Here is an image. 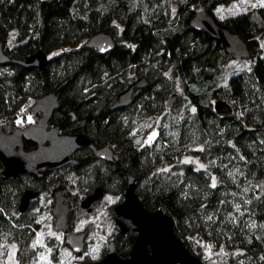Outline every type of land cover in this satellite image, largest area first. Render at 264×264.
<instances>
[{"label":"trees","instance_id":"1","mask_svg":"<svg viewBox=\"0 0 264 264\" xmlns=\"http://www.w3.org/2000/svg\"><path fill=\"white\" fill-rule=\"evenodd\" d=\"M233 1L184 0L175 18L162 25L168 0H0L4 52L24 61L42 51L49 60L44 70L0 64L4 129L14 127L27 96L37 100L54 92L60 109L51 119L53 126L62 133H86L97 148L110 146L119 156L117 163H110L82 150L75 156L78 165L48 172L45 178H5L0 161V241L7 237L18 243L24 263L38 251L34 241L40 224L30 209L56 184L65 188L61 176L54 174L68 169L90 175V191L102 187L104 193L123 194L129 177L135 176L146 209L171 216L177 237L205 264L196 238L230 251L222 264H264V7L258 16L246 12L218 19L215 10ZM201 10L238 33L251 53L249 60H238L246 66L229 72L224 83L219 80L221 66L233 58L220 41L193 29L191 21ZM13 30L18 42L10 47ZM99 33L115 42L107 54L86 47ZM129 74L138 77L132 83L146 76L149 86L136 91L130 107L114 110L118 95L132 84H127ZM174 94L175 104L166 109L164 103ZM184 99L188 104L181 112ZM218 100L232 106L230 116L217 115ZM139 104L144 113L165 110L155 138L142 147L125 120L129 114L138 117ZM24 145L28 151L36 147L27 141ZM185 157L209 167L197 169L183 162ZM164 164L173 166L171 177L158 171ZM26 190L40 196L20 213ZM136 238L134 232L114 234L120 256H130Z\"/></svg>","mask_w":264,"mask_h":264},{"label":"water","instance_id":"2","mask_svg":"<svg viewBox=\"0 0 264 264\" xmlns=\"http://www.w3.org/2000/svg\"><path fill=\"white\" fill-rule=\"evenodd\" d=\"M191 25L194 30L205 31L214 40L220 41L227 54L233 59L249 60L251 58L248 45L241 36L222 24L212 13L206 10L198 11ZM86 47L96 49L100 54H107L114 49L115 42L110 35L99 33L88 41ZM48 62V56L42 51L29 56L24 61L13 60L4 52L3 45L0 43V64L2 65L17 63L26 68L44 70ZM208 68L210 71L213 70L211 65ZM148 86L149 81L146 76L136 80L118 95L112 108L119 110L130 107L134 102L136 91ZM177 98L176 94L172 95L166 107L172 108ZM214 107L217 115L221 117L230 116L233 113L232 106L224 100L216 101ZM59 109V97L54 92H49L38 98L32 108L33 113L39 115L36 124L27 128H15L11 133L0 126V161L4 166L5 178H16L21 175L45 178L48 172L78 165L76 154L87 149L93 151L95 157L100 160L110 163L119 161V156L110 146L97 148L86 133H62L58 126H53L51 119L55 111ZM25 141L33 142L36 147L31 151L26 150ZM39 196L38 191H24L19 204L20 213H25ZM51 196L54 200L52 213L55 218V230L69 234L72 199L68 197L62 185L54 188ZM123 196L124 201L113 209L116 216L115 235H124L129 232L137 234L130 256L128 258L120 256L112 240L102 260L85 264H205L188 250L182 239L177 237L171 216L161 210L146 209L142 197L137 193L135 176L129 177ZM103 197V188L97 187L81 203V207L88 213H92V205L101 201ZM86 239V232L71 233L69 245L72 251L77 254L83 253Z\"/></svg>","mask_w":264,"mask_h":264},{"label":"rangeland","instance_id":"3","mask_svg":"<svg viewBox=\"0 0 264 264\" xmlns=\"http://www.w3.org/2000/svg\"><path fill=\"white\" fill-rule=\"evenodd\" d=\"M184 0H168L166 6L163 7L162 25L165 21L171 22L177 12L179 3ZM264 7V0H235L229 5L218 7L214 14L220 20H225L229 16L237 15L239 13L251 12L254 16H258L259 9ZM18 42L17 32L15 30L10 32L8 45L11 47ZM262 47L264 48V40H262ZM246 64H241L238 60H226L221 66L219 80L221 83L226 81L227 74L231 71L242 69ZM129 81L127 84L132 83L137 79V75L129 74ZM175 91L178 95L182 94V89L179 83L175 84ZM182 102L180 111H184L188 102L186 99ZM36 99L33 96H27L23 103L22 108L18 112V119L14 127L7 131L11 133L15 128H27L30 125L36 124L39 115H35L32 108ZM168 101V100H167ZM166 102L164 107L166 108ZM141 109L138 117H133L131 114L126 116L128 130L135 138L137 144L141 147L150 143L157 134V129L160 126L165 110L159 113H144L142 105L137 106V112ZM167 109V108H166ZM3 123V120H2ZM2 123L0 126L3 127ZM183 162L192 163L197 169H206L209 164L193 157H185ZM211 165V162H209ZM158 171L171 177L175 170L173 166L162 165ZM55 177L63 179L65 184L66 193L70 198H73L72 214V227L69 234L57 232L55 230V218L52 213L54 200L51 196L52 190L57 188L56 184L49 192L40 196L38 201L33 204L30 209V215L36 219L40 224V229L36 234L34 246L37 247V255L33 256L29 263H24L19 257L18 243L3 237L0 241V264H85L90 262H97L104 258L109 243L113 240L116 224L115 214L113 209L123 202L124 196L116 190L109 191L104 194L101 201L97 202L94 206L92 213H88L86 209L81 207V203L90 195V188L88 184L91 182L90 175L84 174L80 176L72 170H62L61 173H55ZM215 179V178H214ZM86 232L87 239L85 242V249L83 253L77 254L72 251L69 246V235L71 233ZM195 247L200 245L203 248L206 256L205 261L208 264H222L229 259L232 253L225 250L223 247H211L199 238L194 239ZM234 255L240 253L234 252Z\"/></svg>","mask_w":264,"mask_h":264},{"label":"flooded vegetation","instance_id":"4","mask_svg":"<svg viewBox=\"0 0 264 264\" xmlns=\"http://www.w3.org/2000/svg\"><path fill=\"white\" fill-rule=\"evenodd\" d=\"M66 191V190H65ZM94 191V190H93ZM93 191H90V195L93 193ZM68 194V193H67ZM105 194V193H104ZM68 197L70 198V196H69V194H68ZM70 199H72V210H73V198H70ZM124 201V200H123ZM96 203H94L92 206H94ZM93 208V207H92ZM93 210H94V208H93ZM70 217H71V215H70ZM70 221H71V219H70ZM71 227H72V221H71Z\"/></svg>","mask_w":264,"mask_h":264}]
</instances>
